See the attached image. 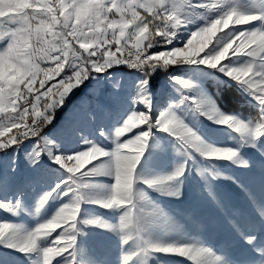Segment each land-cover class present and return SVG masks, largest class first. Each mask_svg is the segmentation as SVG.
<instances>
[{"label": "snow or ice", "instance_id": "snow-or-ice-1", "mask_svg": "<svg viewBox=\"0 0 264 264\" xmlns=\"http://www.w3.org/2000/svg\"><path fill=\"white\" fill-rule=\"evenodd\" d=\"M121 66L131 70L129 86L107 77L113 90L101 91L97 77ZM197 70L215 76V94L185 78ZM161 74L174 92L161 91L156 106L150 81ZM89 80L97 81L91 98L45 135ZM233 85L255 116L221 107L219 93ZM157 134L168 141L163 147ZM169 148L179 157L170 168ZM0 153V213L18 217L34 209L41 218L55 207L34 227L0 222V249L22 253L27 264H96L84 259L79 239L88 226L118 239L116 264H149L158 256L264 264V0H0ZM155 162L168 170L150 174ZM233 168L251 175L241 178ZM193 172L214 216L177 211L200 232L221 228L218 245L154 229L173 221L148 190L180 201ZM220 182L242 194L247 211ZM84 204L115 222L85 218ZM0 264L24 260L0 251Z\"/></svg>", "mask_w": 264, "mask_h": 264}, {"label": "rangeland", "instance_id": "rangeland-1", "mask_svg": "<svg viewBox=\"0 0 264 264\" xmlns=\"http://www.w3.org/2000/svg\"><path fill=\"white\" fill-rule=\"evenodd\" d=\"M197 23L203 24L202 20H198ZM194 27V26H193ZM186 38V34H185ZM121 66L119 69L109 70L108 73H106L104 76L97 77V81L100 82V90L107 93L111 92L112 89V83L107 79V77H113L114 79H120L123 86H129V81L132 80L131 72L126 71ZM175 75H185L183 73H173ZM124 77H127L128 79L125 80ZM185 78L193 79L198 84L201 85L202 88H204L209 94L210 93V82L213 84H217L215 76L209 75L208 70H197L194 72H189ZM59 79V78H57ZM166 77L161 75H156L153 80L150 81V90L157 94V97L154 99L153 103L154 105L158 106V100H159V93L161 91H173L174 89L171 85H168L165 87V81ZM97 81H86L85 84L87 87L82 85L79 89L75 90L73 95L70 97V99L66 102V106L58 110L56 119L53 121V123L48 126L44 130L45 135L53 136L57 129L62 125L67 116L69 115L70 109L79 103L80 100L83 98H91V93L88 91L89 88H93L97 86ZM153 81V82H152ZM234 86V85H233ZM235 87V86H234ZM236 88V87H235ZM178 97V94H177ZM244 97V96H243ZM244 99H246L244 97ZM254 109V108H252ZM200 120H203L201 117ZM205 124H208L210 122L204 121ZM129 136L131 134H128ZM89 138H93V136H90ZM155 139L158 141L161 147H163L168 141L166 139L160 138V134H157V137ZM222 143L231 144L232 141L230 139L226 141H222ZM106 146L110 147V142L105 141ZM79 147H83L82 145H78ZM153 151L159 152L160 149H154ZM3 154L0 153V156ZM23 153H20L19 158L17 159V163L20 164V172L21 174H24L27 172V168L24 167V165L27 163L26 161H22ZM179 157L176 156L174 150L171 148L167 149V161L168 167L170 168L171 163H175ZM149 167V173L150 174H162L164 171H167L168 168H165L162 166L159 162H155ZM233 173L236 175L241 176V178L247 179L251 174L248 173H242L239 170L233 168ZM100 182H107L108 178H98ZM196 177L195 173L193 172L192 178H190L186 182V186L184 189V196L180 201L173 200L170 197L163 196L157 192L148 190V196L154 200L156 203L159 204L161 208H163L170 217H172L171 223H168L166 221L159 222L154 225L155 231H157L159 234H161L164 237L171 238V239H191L199 243L207 242L211 245H218L223 238V230L219 227H215L212 229H209L208 231L200 232L197 229L193 228L191 224H186L185 219L183 215L179 214L177 210L182 209L184 213L196 211L198 214L203 215L205 217H213L214 212L211 207L196 190H195V184H196ZM220 188L221 191L226 194L233 203L245 208L247 211V205L244 201V198L242 194L231 184L227 182H220ZM253 187L256 188V190H259V177L258 174L256 175L255 182L253 184ZM140 188L143 190V185L140 186ZM53 205L58 206V202H50ZM55 211V207H51L47 209L42 217H37L35 215L34 209L32 211V214L28 213H22L18 217H12L10 214L6 213H0V222H17L22 223L26 227H34L38 221H41L43 218H47L48 216L52 214V212ZM95 215H101L105 220H110L112 222L114 221V218L108 214H105L102 209H97L95 206L90 204H84L82 206V216L85 218L95 216ZM84 235L79 237L81 241H83V247L85 260H92L95 261L96 264H116L117 256L119 254L118 251V239L113 236L111 233H108L104 231L101 228H95L92 226L85 227L83 229ZM0 251L10 252L13 256L17 258H22L24 260V264H27L28 258L24 257L22 253L19 252H12L10 249H0ZM239 252L238 248H233L232 253L233 255H237ZM179 258H173V257H165V256H158L156 259H152L149 261V264H187V261H179Z\"/></svg>", "mask_w": 264, "mask_h": 264}, {"label": "trees", "instance_id": "trees-1", "mask_svg": "<svg viewBox=\"0 0 264 264\" xmlns=\"http://www.w3.org/2000/svg\"><path fill=\"white\" fill-rule=\"evenodd\" d=\"M124 69L131 72V70H128L127 68ZM208 85H210V93L215 94L217 92L218 85L213 84L212 82ZM218 102L226 111L239 112L246 117L249 115H256L255 109L250 108L245 103L243 95L234 86L223 87V90L219 93Z\"/></svg>", "mask_w": 264, "mask_h": 264}, {"label": "built area", "instance_id": "built-area-1", "mask_svg": "<svg viewBox=\"0 0 264 264\" xmlns=\"http://www.w3.org/2000/svg\"><path fill=\"white\" fill-rule=\"evenodd\" d=\"M129 70V69H128ZM27 143V142H26Z\"/></svg>", "mask_w": 264, "mask_h": 264}]
</instances>
